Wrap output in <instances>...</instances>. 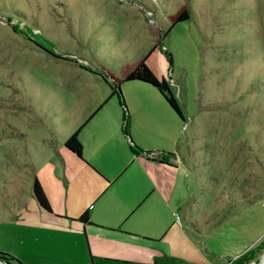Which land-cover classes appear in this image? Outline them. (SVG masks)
Wrapping results in <instances>:
<instances>
[{"label": "rangeland", "instance_id": "rangeland-1", "mask_svg": "<svg viewBox=\"0 0 264 264\" xmlns=\"http://www.w3.org/2000/svg\"><path fill=\"white\" fill-rule=\"evenodd\" d=\"M183 9L190 18L173 25ZM149 53L148 66L168 81L185 118L174 111L189 151L190 232L216 226L213 258L262 244L247 264L262 262L264 0H0V249L9 220L34 203L37 148L55 144V122L110 95L95 70L122 79ZM122 91L136 126L147 117L140 101L163 118L158 97L167 101L151 84L125 81Z\"/></svg>", "mask_w": 264, "mask_h": 264}, {"label": "crops", "instance_id": "crops-1", "mask_svg": "<svg viewBox=\"0 0 264 264\" xmlns=\"http://www.w3.org/2000/svg\"><path fill=\"white\" fill-rule=\"evenodd\" d=\"M109 97L55 122L59 138L49 149L37 148L42 158L33 170L53 212L32 194L33 205L28 202L2 231L0 252L23 264H219L255 247L248 243L239 253L228 247L213 258L208 242L216 226L208 232L193 224L190 232L185 129L162 97L163 118L155 117L152 103L140 101L147 117L138 127L130 116L128 135L124 108ZM80 128L82 158L65 146Z\"/></svg>", "mask_w": 264, "mask_h": 264}, {"label": "trees", "instance_id": "trees-1", "mask_svg": "<svg viewBox=\"0 0 264 264\" xmlns=\"http://www.w3.org/2000/svg\"><path fill=\"white\" fill-rule=\"evenodd\" d=\"M189 18H190V11L183 9L174 16L173 25H175L178 22L188 20ZM156 47L157 45L151 50L150 53H152L156 49ZM150 53L144 58L140 59L136 64L132 66H128L125 75L122 79L116 77L114 74L109 72V70L106 69H102V71L95 70L106 80V82L109 83L111 87V94L109 98L116 96L120 104L124 108L123 132L127 135H128V124H129L130 115L122 91V84L125 81L139 80L151 84L164 96V98L166 99L169 106L173 109V111H175L183 120L185 119L181 106L177 98L175 97L172 87L170 86L168 81L165 78L160 79L156 75V73L148 66L147 59ZM80 130L81 128L75 131L65 141V146L73 153H75L77 156L82 158L83 145L79 138ZM132 150L135 154H137L139 149L136 145L133 144ZM159 159L162 162H166L165 158H159ZM32 194L35 200L37 201V203L39 204V206L43 210L47 212H53L50 203L47 199V196L43 190V187L37 178H35L33 181ZM81 220L86 222L88 221V217L86 215L82 216ZM261 248H262V244H259L257 247L252 248L245 254L233 260L231 264H247L248 262L254 260L258 256ZM0 259L4 260L6 264H23L19 260L15 259L14 257L6 253L0 252Z\"/></svg>", "mask_w": 264, "mask_h": 264}, {"label": "bare ground", "instance_id": "bare-ground-1", "mask_svg": "<svg viewBox=\"0 0 264 264\" xmlns=\"http://www.w3.org/2000/svg\"><path fill=\"white\" fill-rule=\"evenodd\" d=\"M259 264H264V256L262 257V262H260Z\"/></svg>", "mask_w": 264, "mask_h": 264}]
</instances>
